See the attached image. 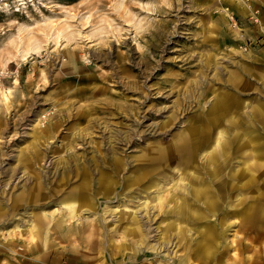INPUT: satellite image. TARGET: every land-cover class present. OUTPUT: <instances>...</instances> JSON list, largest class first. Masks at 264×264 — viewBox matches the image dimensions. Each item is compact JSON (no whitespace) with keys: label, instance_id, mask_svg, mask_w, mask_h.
I'll return each instance as SVG.
<instances>
[{"label":"rangeland","instance_id":"1","mask_svg":"<svg viewBox=\"0 0 264 264\" xmlns=\"http://www.w3.org/2000/svg\"><path fill=\"white\" fill-rule=\"evenodd\" d=\"M215 107L208 142L220 130L234 145L219 185L197 170L215 207L173 193L165 169L158 193L130 190L137 159L209 128ZM263 116L264 0H0V264H264ZM111 146L113 189L89 190L95 209L63 235L85 179L72 159L94 168ZM185 201L193 223L174 215Z\"/></svg>","mask_w":264,"mask_h":264},{"label":"bare ground","instance_id":"2","mask_svg":"<svg viewBox=\"0 0 264 264\" xmlns=\"http://www.w3.org/2000/svg\"><path fill=\"white\" fill-rule=\"evenodd\" d=\"M219 109L220 111L216 113L215 112L216 107H215L212 111L213 115L209 113L210 115L207 116L206 118L207 120L205 119L207 124L209 125V128L208 127L207 128L192 127L188 133L179 137V140L177 141V143L175 144L172 143L171 145L166 146V147L156 148L152 150L151 153L143 155L141 156V158L137 159L136 162L139 165H144L145 168L136 171L135 173L136 175L133 178L129 179L130 190L134 191L136 189L138 191L145 192V193L149 192V194L154 193L156 191H160L161 185L159 183V179H156V176L160 174L163 169H165L166 172H163L165 175H162V178L165 181H169L173 183L172 188H171V191L173 193H175V191L177 190L185 191L187 193L191 192V195L193 197L203 198L202 201L206 209H212L213 207H215L216 206L215 196H218V194L216 193L217 187L215 188L214 185L207 186V183L204 182V180L201 177V174L197 172V170H199L200 168H201V171L205 170V174H208V176L214 181L215 186H216V184L219 185V183L222 181L223 173L226 170L230 169L229 167V162H230L229 160H230V154H231L230 151L234 145L230 144L231 143L230 140H226L224 138L225 137L224 132L218 129L219 131L216 133V137L214 138V145L210 146L208 142V137L209 135L211 136V132L214 129L216 130L221 125H223L222 118L220 115L221 108ZM236 121L237 120L235 119L228 120L227 127L229 128L237 127L238 124L236 123ZM235 139H236V142L234 143L240 144L243 147L246 146L248 143V142H244L243 138L239 134H235L232 137L233 141ZM190 140L193 141V144L192 142H190ZM249 145L251 146V144ZM100 149L101 148L99 147V150ZM116 150L114 146H111V148L107 150V154L105 153L104 155H102V158H101L102 160L93 162V165L95 166L94 168L92 167V165L88 163H84L83 166L79 165L77 164V161L75 160V158L74 160L72 159V161L76 162L75 171L77 172V174L79 175L80 172H82V174L85 175L83 184L79 188L73 189L71 192L73 193V195L71 196L70 200L73 203L72 205H69L68 207L72 212L79 215L81 211H92L93 209H95V205H92V199H91V197L92 198L94 197L93 195L90 196L89 190L90 192L91 191L95 192L99 189H102V191L104 192H110L113 189L114 183H112L110 177L109 178L106 177L105 173L102 172L101 169H103L104 166L108 165V163L111 162L112 160L115 162V164L118 163V159H115ZM199 151L204 152L202 156L200 157H198ZM242 151L243 149L241 147V153ZM251 154L243 153L242 158L245 159V157L249 158L254 155V153L252 155ZM257 157H258V154H257ZM198 159L199 160L202 159V163L197 162L196 164L195 162ZM17 160L19 161V158ZM72 161L70 160L68 164L70 165L71 163H73ZM204 165L206 167H202ZM255 167H257V170L259 169L260 174L264 173V167H262L261 164L259 165L258 162H257V165H255ZM117 169L120 170V168L119 167L116 168V171H118L119 173V170ZM12 170L14 171L13 167H12ZM94 171L95 173L98 172V174L101 176L100 177L101 179L99 178L100 181L98 180L99 181L98 183L96 184L94 183V188H92L93 181H88V179H90V176H93ZM253 176H251L250 179H252ZM237 177H239V172L237 173L235 172L232 178L235 179ZM230 186H231L230 192L231 191L233 192L232 196L235 198L234 199L235 204L232 205V209L235 210L238 206L242 204V200L239 199V196L241 195L242 192L240 190L238 191L235 190L236 185H233L231 183ZM39 187L40 186L36 184L32 191H38ZM156 200L158 201L157 205L159 207L161 208L165 207L167 203L165 196L160 194L156 197ZM145 205L147 206V204ZM194 207L195 206L188 205L186 201L180 205H177V209L179 213H177L176 210L174 211V215L176 216V219L177 220L187 219L190 223H193L195 221L193 217L195 216ZM188 208H190L189 211H188ZM34 227L36 226L34 225ZM257 229L258 228H256V230ZM183 234H184L183 232H180V234L178 235V238L180 240L184 239ZM208 239H209V236H208ZM208 246L209 245L207 244L202 248V250L203 249L207 250L206 252L207 254L210 252V249ZM160 252H165V251H160ZM170 254L163 253V256L167 257ZM250 264H257L256 260L253 259V261H250Z\"/></svg>","mask_w":264,"mask_h":264},{"label":"crops","instance_id":"3","mask_svg":"<svg viewBox=\"0 0 264 264\" xmlns=\"http://www.w3.org/2000/svg\"><path fill=\"white\" fill-rule=\"evenodd\" d=\"M237 3H238V2H237ZM237 3H235V5L238 6ZM245 5H246V6H241V7L238 6V7H239L242 11L246 12V10L248 9V5H247L246 3H245ZM243 8H244V9H243ZM70 198H71V197H70ZM71 202H72V201H71ZM72 203H73V202H72ZM72 203H69V205H72ZM69 205H68V206H69ZM69 210H70V209H69ZM70 211H71V210H70ZM74 217H75V218L73 219V224H72L73 227H68V228H67L66 226H64L65 224H64V225H63V224H62V225H59V226H62L61 229L64 231L63 235H65V236H67V237H68V236H71V235L73 234V230H74V228L80 227V226H79L80 223H79V224H78L77 222L74 223V222L78 219V218L76 219V217H78V215L76 214ZM37 220H38V219H37ZM77 224H78V226H77ZM72 225H71V226H72ZM35 229L37 230V227L33 228L32 231H35ZM35 232H36V231H35ZM92 236H93V234H91L90 237L92 238ZM89 239H90V238H89ZM257 262H258V261H257Z\"/></svg>","mask_w":264,"mask_h":264}]
</instances>
